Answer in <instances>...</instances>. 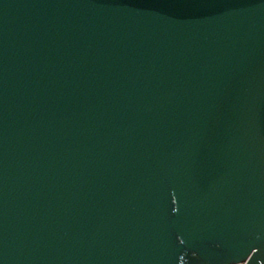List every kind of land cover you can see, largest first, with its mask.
Here are the masks:
<instances>
[{"label": "water", "instance_id": "water-1", "mask_svg": "<svg viewBox=\"0 0 264 264\" xmlns=\"http://www.w3.org/2000/svg\"><path fill=\"white\" fill-rule=\"evenodd\" d=\"M0 264H264V0H0Z\"/></svg>", "mask_w": 264, "mask_h": 264}]
</instances>
